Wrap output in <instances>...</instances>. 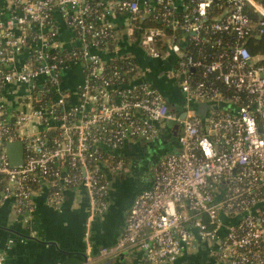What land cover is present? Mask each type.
Wrapping results in <instances>:
<instances>
[{"label":"built area","instance_id":"1","mask_svg":"<svg viewBox=\"0 0 264 264\" xmlns=\"http://www.w3.org/2000/svg\"><path fill=\"white\" fill-rule=\"evenodd\" d=\"M92 1L0 0V207L12 202L27 222L43 190L48 204L60 209L65 189L84 187L90 215L82 264L132 249L144 252L138 264H175L200 248L215 264H264V54L254 55L246 45L264 35V4L98 0L96 8ZM56 11L79 44L67 48L55 38ZM107 14L128 15L130 36L153 56H175L180 109L148 81L130 85L139 73L133 55L106 57L120 51L106 47L111 37L120 43ZM149 16L163 25L136 36L134 20ZM25 50L29 57L19 69L13 57ZM124 58L126 66L113 64ZM75 65L84 71L83 83L63 88L65 70ZM21 89L27 92L13 94ZM199 102L212 103L207 116L194 107ZM162 127L180 136L181 150L152 166V185L136 196L124 233L95 252L92 224L109 207L108 175L130 171L119 158L122 147L155 140ZM14 141L24 145L20 166L7 153ZM223 228V241L207 246ZM5 261L0 250V264Z\"/></svg>","mask_w":264,"mask_h":264},{"label":"crops","instance_id":"2","mask_svg":"<svg viewBox=\"0 0 264 264\" xmlns=\"http://www.w3.org/2000/svg\"><path fill=\"white\" fill-rule=\"evenodd\" d=\"M106 19L114 26L115 32L120 37V51L107 53L106 57L110 58L109 56L121 53L133 55L139 64V73L130 80V85L148 81L172 105H175L171 96L172 92L175 94L174 77L172 76L176 65L175 56L170 51L166 53V57L153 56L138 39L131 37L132 29L129 27L128 15L107 14ZM51 27L56 34L55 38L62 46L70 48L80 43L74 29L68 25L59 11L53 15ZM29 52L25 50L14 55L13 62L17 68L20 69L27 61ZM83 80L82 67L75 65L65 70L62 86L76 90ZM26 92L27 90L21 89L13 94L18 96ZM16 96L9 95L8 97L13 106L17 103ZM128 159L131 167L132 161ZM114 182H111L107 212L98 216L92 224L95 252L101 247L115 244L125 231L129 208L127 210L121 208L130 194L115 188ZM47 197L48 189L34 197L35 211L27 222L24 214H18L14 210L12 202L0 207V250L6 254L5 264H82L85 261L86 243L85 237H82V230L87 224V221L85 222L87 216L85 204L89 202L87 195L84 196L80 188L65 189L60 209L49 205ZM143 258L144 252L141 250H129L126 255V264H138ZM117 264H125V262L120 261Z\"/></svg>","mask_w":264,"mask_h":264},{"label":"water","instance_id":"3","mask_svg":"<svg viewBox=\"0 0 264 264\" xmlns=\"http://www.w3.org/2000/svg\"><path fill=\"white\" fill-rule=\"evenodd\" d=\"M211 102H199L194 105L201 116H207L211 108ZM223 108L228 107L227 104L221 103ZM186 113L182 114L184 118ZM181 150L180 136L173 135L169 127L161 128V135L155 140H140L137 142L126 141L121 149V154L128 157L132 161L130 171L125 175H119L118 178L112 179L111 174L108 175L110 181H115V188H119L130 194V196L122 204L123 210H127L132 206L136 196L147 190L152 185L151 168L157 164L166 154L178 152ZM7 153L10 162L14 166H20L24 163V145L22 141L8 142ZM82 194L86 196V189L80 187ZM86 198V197H84ZM87 206V216L85 222L90 215V204ZM86 234V226H83L82 237ZM225 236L224 228L220 230V239L207 242V246H213V243L219 245ZM214 247V246H213ZM128 251L117 254L98 264H117L120 261L126 262ZM86 258V257H85ZM175 264H215V260L211 258L209 250L200 248L196 252H185L178 258Z\"/></svg>","mask_w":264,"mask_h":264},{"label":"trees","instance_id":"4","mask_svg":"<svg viewBox=\"0 0 264 264\" xmlns=\"http://www.w3.org/2000/svg\"><path fill=\"white\" fill-rule=\"evenodd\" d=\"M260 2H262L264 4V0H259ZM92 5L96 6L95 4L98 3V0H93L92 2ZM96 8H98L96 6ZM164 7L163 6H160L159 10H163ZM215 12H218V9L215 10ZM252 16H256L255 13H252ZM134 24H135V35L136 36H139V34H141V32L145 31L146 29L150 28V27H160L163 25V22L161 21V19H156L154 16H149L148 18L140 21V20H134ZM141 27V28H138V27ZM169 33L172 32V30H168ZM179 37H184L185 34H183V31H178L177 32ZM114 35V33H113ZM109 41V44L106 46L108 47L109 50H113L115 49L117 46H119V42L114 38V37H111V39H107L106 42ZM105 42V43H106ZM247 47L251 50V52L254 54V55H259V54H264V35L260 36V37H253L251 38L248 42H247ZM104 44L101 45V47H103ZM186 47L187 49L189 50H192L193 49V46L189 43V42H186ZM60 51V50H59ZM127 59H122V60H114L113 64L117 63L119 64V66H126L125 64L127 63L126 62ZM131 61H134L135 63L137 62V59L136 58H133L131 59ZM178 128L175 126L173 127V132L176 134L178 133ZM119 157V156H118ZM119 158H123L126 162V164H129L130 160L125 157L124 155L121 154V157Z\"/></svg>","mask_w":264,"mask_h":264},{"label":"rangeland","instance_id":"5","mask_svg":"<svg viewBox=\"0 0 264 264\" xmlns=\"http://www.w3.org/2000/svg\"><path fill=\"white\" fill-rule=\"evenodd\" d=\"M173 90V89H172ZM175 90V89H174ZM171 96H172V99L175 101V105L173 106V109H180L181 107H182V105H183V100H182V97H180V94H177L176 96H175V94H174V92H172V94H171ZM138 141H140V140H138ZM129 142H137V141H133V140H130ZM151 173H152V170H151ZM122 173H119V172H115V173H112L111 174V176H113L112 177V179L114 180L115 178H118V176L119 175H121ZM112 180V181H113ZM224 230H225V235H226V229L224 228ZM221 238V237H220ZM219 238V239H220ZM201 244H203V241L201 242ZM216 264H222V262H218V263H216Z\"/></svg>","mask_w":264,"mask_h":264},{"label":"flooded vegetation","instance_id":"6","mask_svg":"<svg viewBox=\"0 0 264 264\" xmlns=\"http://www.w3.org/2000/svg\"><path fill=\"white\" fill-rule=\"evenodd\" d=\"M173 84H174V88H175V94L176 95L180 94V97H181V91H180L179 82L176 79H174Z\"/></svg>","mask_w":264,"mask_h":264}]
</instances>
